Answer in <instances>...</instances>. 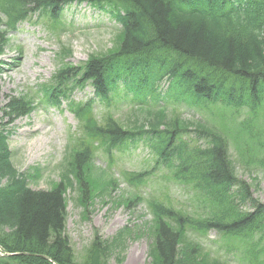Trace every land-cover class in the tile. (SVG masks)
<instances>
[{"label": "trees", "instance_id": "obj_1", "mask_svg": "<svg viewBox=\"0 0 264 264\" xmlns=\"http://www.w3.org/2000/svg\"><path fill=\"white\" fill-rule=\"evenodd\" d=\"M75 3L108 12L123 30L116 49L92 57L80 69L65 65L53 77L57 88L44 89L48 102L57 106L77 86L94 89L86 103H69L83 132L71 155L70 175L78 184L85 218L98 189L91 173L95 144L111 155L127 144L146 141L176 181L201 193L210 214L197 219L157 200L150 202L153 264H228L190 235L211 231L242 246L251 264H264V204L238 178L226 134L208 124L168 117L165 108L174 99L197 109L222 107L257 116L264 108V0H0V57L8 34L20 22L35 12L57 18ZM163 83L168 84L164 94L159 91ZM1 94L0 87V104ZM7 99L0 109L8 120H0V248L9 256L0 257V264H79L65 233L72 181L50 191L30 189L33 175L21 174L13 165L9 127L33 110V101L27 96ZM116 99L137 109L148 110L150 100L163 106L150 114L148 130L143 125L126 130L111 115L102 123L95 115L96 102L111 106ZM263 136L264 130L258 140L262 149ZM261 165L264 169V159ZM144 175L125 176L137 187L145 182ZM114 184L102 183L101 194ZM142 201L136 196L123 203ZM127 232L113 243L96 233L82 264H109L113 246Z\"/></svg>", "mask_w": 264, "mask_h": 264}, {"label": "rangeland", "instance_id": "obj_2", "mask_svg": "<svg viewBox=\"0 0 264 264\" xmlns=\"http://www.w3.org/2000/svg\"><path fill=\"white\" fill-rule=\"evenodd\" d=\"M121 31V25L108 12L87 4L71 5L58 20L37 13L21 23L9 34L5 54L0 58V86L3 93L0 108L7 103L6 96L21 98L29 95L35 100L30 114L17 120L11 127L13 164L21 174L33 175L28 183L34 191H50L57 184H68V179L72 181L73 185L67 187L65 233L79 264H82L83 256L91 248L96 233L103 241L113 243L125 230L128 232L123 240H118L113 246L108 263L153 264L150 255L155 239L150 232L153 213L149 203L154 200L176 211L192 214L197 219L210 216L201 193L176 181L171 172L158 162V156L150 144L140 141L111 155L106 153L105 146L95 144L94 172L91 173L98 183V189L93 202L88 205L89 215L85 218L78 184L70 175L71 155L79 147L83 132L78 119L69 111L68 102L64 101L60 108L51 107L44 102L42 87L50 84L64 64L79 68L91 57H100L116 49ZM63 48L70 53L66 54V59L61 56ZM56 87L51 83L49 89L52 91ZM92 95L93 91L88 85L83 90H75L73 99L86 102ZM151 102L155 104V101ZM158 105L162 106L163 103L146 110L137 109L119 99L111 106L97 102L95 115L100 122L111 115L126 130L142 125L148 130L146 121L159 108ZM165 108L168 117H179L191 123L201 122L224 132L238 178L250 184L254 198L264 204V169L261 167L264 149L258 148L260 133L263 134L264 130V108L254 118L247 112L234 113L222 107L197 109L179 104L174 99L167 100ZM253 119L256 121L251 129L249 124ZM127 173L145 174V182L135 187L126 179ZM110 180H114L115 184L101 194V184ZM136 196L143 201L123 203ZM190 235L212 257L228 264H251L253 260L250 255H245L242 246L226 241L216 232Z\"/></svg>", "mask_w": 264, "mask_h": 264}, {"label": "bare ground", "instance_id": "obj_3", "mask_svg": "<svg viewBox=\"0 0 264 264\" xmlns=\"http://www.w3.org/2000/svg\"><path fill=\"white\" fill-rule=\"evenodd\" d=\"M168 88V84L167 83H163L162 85H161V88H159V91H162L163 92V90H165V89H167ZM155 101V100H154ZM150 102H151V100H150ZM160 103V102H159ZM158 103L155 101V104H153L152 102H151V104H150V107L151 106H153V105H157ZM127 145H130V144H127Z\"/></svg>", "mask_w": 264, "mask_h": 264}]
</instances>
